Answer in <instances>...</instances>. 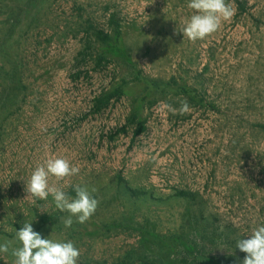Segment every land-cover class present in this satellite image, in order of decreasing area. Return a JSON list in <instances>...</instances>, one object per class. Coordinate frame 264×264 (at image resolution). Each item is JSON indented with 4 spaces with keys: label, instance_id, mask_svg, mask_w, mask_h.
<instances>
[{
    "label": "rangeland",
    "instance_id": "rangeland-1",
    "mask_svg": "<svg viewBox=\"0 0 264 264\" xmlns=\"http://www.w3.org/2000/svg\"><path fill=\"white\" fill-rule=\"evenodd\" d=\"M243 1L192 42L180 31L189 0H0V264H14L25 222L73 241L78 264H183L197 243L217 264H242L236 241L264 225V0ZM185 100L183 115L166 107ZM49 157L80 168L68 183L96 189L85 223L65 228L51 195L26 199ZM65 183L50 179L74 197Z\"/></svg>",
    "mask_w": 264,
    "mask_h": 264
},
{
    "label": "clouds",
    "instance_id": "clouds-1",
    "mask_svg": "<svg viewBox=\"0 0 264 264\" xmlns=\"http://www.w3.org/2000/svg\"><path fill=\"white\" fill-rule=\"evenodd\" d=\"M187 7L193 10L192 15L180 28L184 37L192 42L204 40L206 37L219 30L222 22L232 19L235 9L228 0H189ZM173 114H185L188 111L187 101H181L179 109L171 105L166 106ZM80 168L71 164L63 157H49L38 164L26 181V199L34 203L32 198L47 200L49 195L53 197L55 206L61 212L69 215L61 218L65 228L76 222L85 223L95 213L99 201L92 195L95 188L89 189L80 184L72 185L68 179L77 176ZM64 180L66 187H71L75 196H70L63 188L50 184V179ZM45 212L43 208H40ZM250 238H240L236 241V247L246 253L242 264H264V225L258 226L248 234ZM16 240L19 247L12 249L15 257L14 264H78L81 255L80 250L73 241L61 242L54 239L42 238L39 232L32 228L31 222H25L24 226L16 231ZM10 242L0 244V253L9 252Z\"/></svg>",
    "mask_w": 264,
    "mask_h": 264
},
{
    "label": "trees",
    "instance_id": "trees-1",
    "mask_svg": "<svg viewBox=\"0 0 264 264\" xmlns=\"http://www.w3.org/2000/svg\"><path fill=\"white\" fill-rule=\"evenodd\" d=\"M235 2V4L237 5V7L239 8V10L244 11L245 10V3L243 0H233ZM111 24L113 25V29L115 32V37H119L120 34V30H119V21L117 19H115L114 17L111 18ZM96 38L98 40V42H100L103 45H107L110 46V42L112 43V38L109 36V34L105 33L104 31H98L96 32ZM118 88H115L111 93L109 94H105L104 96L96 99L94 101L95 104V111H99L101 112L106 106H108V104L110 103V101L112 100V98L114 97V94H116ZM136 135L140 134V131H136L135 133ZM72 194H75L74 190L71 191ZM130 192H133V196H143L144 192L143 191H135V190H130ZM178 197H182V198H187V199H191L193 200L195 198V195L193 193L190 192H186V191H180L177 193ZM42 221L45 224L48 225H56L59 224V216L58 215H45L42 217ZM21 229V228H20ZM202 232H204L205 234H208V236H210V238H214L212 233L207 231V229H204ZM203 233V236H205ZM188 254H191L193 256V262H191V260L187 259L184 261L183 264H196L195 259L200 258L202 260L201 264H217V260L215 257L207 255L204 253V249H202V247L200 246V244H191L188 249H187ZM150 264V263H147Z\"/></svg>",
    "mask_w": 264,
    "mask_h": 264
}]
</instances>
